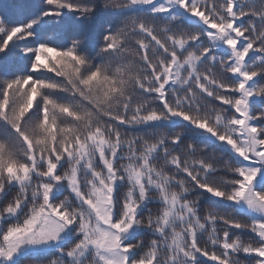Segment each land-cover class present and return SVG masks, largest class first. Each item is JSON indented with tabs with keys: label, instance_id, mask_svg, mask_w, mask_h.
Instances as JSON below:
<instances>
[{
	"label": "snow or ice",
	"instance_id": "1",
	"mask_svg": "<svg viewBox=\"0 0 264 264\" xmlns=\"http://www.w3.org/2000/svg\"><path fill=\"white\" fill-rule=\"evenodd\" d=\"M0 264H264V0L0 5Z\"/></svg>",
	"mask_w": 264,
	"mask_h": 264
},
{
	"label": "trees",
	"instance_id": "2",
	"mask_svg": "<svg viewBox=\"0 0 264 264\" xmlns=\"http://www.w3.org/2000/svg\"><path fill=\"white\" fill-rule=\"evenodd\" d=\"M11 3V0H0V5L4 6L5 9H7V6ZM244 239H247V236L243 237Z\"/></svg>",
	"mask_w": 264,
	"mask_h": 264
}]
</instances>
